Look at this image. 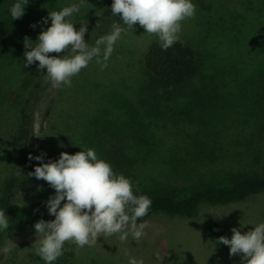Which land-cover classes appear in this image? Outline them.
<instances>
[{
	"label": "trees",
	"instance_id": "obj_1",
	"mask_svg": "<svg viewBox=\"0 0 264 264\" xmlns=\"http://www.w3.org/2000/svg\"><path fill=\"white\" fill-rule=\"evenodd\" d=\"M227 1L232 4H206L199 11L197 32L187 42L178 40L162 50L156 41L142 57L126 59L116 71L89 67L86 76L101 75L93 99L69 97L61 105L66 91L85 77L75 75L70 87L61 85L50 104L59 109L56 117L65 119L50 123L49 138L42 144L46 163L62 152L94 149L114 172L131 179L135 195L152 200L149 214L138 223L160 216L192 219L205 207L242 204L264 194V0ZM14 2L0 0V166L9 165L5 161L11 149L19 167L0 175V209L10 222L9 229L0 231V244L19 228L54 219L43 198L22 206L17 202L18 193L39 186L29 176L39 162L29 157L39 155L35 110L51 83L45 82L46 69L37 70L38 62L23 66L24 40L36 42L41 29L51 26L50 21L37 24L48 11L79 0H30L18 20L9 15ZM111 5L112 0H88L80 16L70 18L76 30L86 23L84 40L90 46L113 23L123 24ZM69 54L70 49L65 51ZM223 225L207 222L202 231L217 242L230 236ZM116 262L96 251L82 255L66 242L55 264ZM20 264L45 262L37 256Z\"/></svg>",
	"mask_w": 264,
	"mask_h": 264
},
{
	"label": "clouds",
	"instance_id": "obj_2",
	"mask_svg": "<svg viewBox=\"0 0 264 264\" xmlns=\"http://www.w3.org/2000/svg\"><path fill=\"white\" fill-rule=\"evenodd\" d=\"M29 2L15 0L9 9L12 20L26 14ZM85 3L88 0H79L60 11H48V16L37 24L47 25L50 21L51 26L41 29L36 42L27 37L24 40L23 66L27 68L38 62L37 70L46 69L45 82H51L54 87H70L72 77L94 59L107 67L114 45L125 31L120 24L113 23L110 34L90 46L84 40L86 23L76 30V24L70 19L80 13ZM111 12L128 29L133 30L138 23L146 33L156 35L162 50H167L178 42L182 22L194 18L196 6L192 0H112ZM37 24L31 27L35 29ZM68 49L70 54L65 55ZM62 52L64 55H49ZM44 155L29 157L40 165L29 176L46 181L55 190L45 202L48 215L54 220L41 219L33 226L35 253L45 264H55L64 254L66 242L83 248L95 246L101 235H118L121 241L129 236L135 242L142 240L148 222L138 223V220L149 214L152 200L146 195H135L130 178L114 172L91 148L74 155L62 152L58 160L47 163ZM9 225L5 209H0V231L9 229ZM232 233L231 239L220 237L217 243L228 246L230 256L242 254L246 264H264V222L243 234L238 228H233ZM0 251L7 254L10 249L5 247ZM154 257L157 264H163L165 256L159 251L154 252ZM128 264H144V260L130 256Z\"/></svg>",
	"mask_w": 264,
	"mask_h": 264
},
{
	"label": "rangeland",
	"instance_id": "obj_3",
	"mask_svg": "<svg viewBox=\"0 0 264 264\" xmlns=\"http://www.w3.org/2000/svg\"><path fill=\"white\" fill-rule=\"evenodd\" d=\"M192 2L196 6V13L194 18L182 22V30L179 36V40L182 42H187L197 32V22L199 23L200 21L199 11L203 10L206 4H213L214 6L222 3L226 5L232 4L227 0H199L200 6L198 0H192ZM76 16H80V13L76 14ZM80 24L77 27L78 30L81 27ZM121 27L125 31L115 43L114 51L106 62L107 67H102L95 59L90 62L86 68L76 75L78 80L84 76L85 81L77 84L76 87L68 89L61 105L66 103L64 99L68 100L69 97L80 100L85 95H89L93 99L96 92L94 83L100 80L101 75L98 72H94L92 75L86 76L92 71L89 70V67L100 65L102 73L111 68V72L116 71L121 68V65L125 64L126 59L134 58L136 60L142 57L152 43L159 41L156 35L146 33L144 28L138 23L134 25L133 30L128 29L124 24H121ZM111 31L107 32L105 36L110 34ZM131 53L133 56H131ZM60 87H54L50 83L42 94L35 110V146L39 155L46 154L44 155V163L48 160V155L42 148V144L43 141L45 142L49 138L47 133L50 129V123H53V120L56 119H65L63 115L56 117L57 114H60L59 109L55 110V104L53 103V106L50 104ZM57 105L59 106V104ZM7 158L8 160L5 162L9 163V165L5 167L2 164L0 166V175L3 176L10 169L19 167L17 158L11 149ZM43 183L45 181H42V179L38 180L37 185L39 186L32 188L30 192L18 193L17 202L22 206L26 203H37L42 198L48 200L50 196L55 194V190ZM263 211L264 194L251 198L242 204L228 207H205L198 217L192 219L165 216L153 218L148 221V227L144 230L146 234L140 242L133 241L131 236L126 241H121L118 235L112 237L101 235L98 237L95 246L76 248L82 255H87L94 251L97 252L98 256L109 255L114 261H118L116 264H128L130 256L143 259L144 264H157L154 257V252L156 251L165 256L163 264H246L242 259V254L230 256L228 246L218 244L212 237L208 238L202 230L207 225V222H220L224 224L222 228L226 233L230 234L229 239H231L233 228L240 229L241 234L253 230L254 226L261 223L260 217ZM51 220L54 219H45V221ZM35 241L36 233L33 226H27L23 229L19 228L11 232L2 239L0 244V249L5 247L10 249L7 254L0 251V264H20L29 258H36L35 246H33Z\"/></svg>",
	"mask_w": 264,
	"mask_h": 264
}]
</instances>
